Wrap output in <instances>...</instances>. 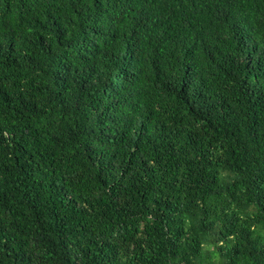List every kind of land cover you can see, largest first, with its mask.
<instances>
[{
  "label": "trees",
  "instance_id": "obj_1",
  "mask_svg": "<svg viewBox=\"0 0 264 264\" xmlns=\"http://www.w3.org/2000/svg\"><path fill=\"white\" fill-rule=\"evenodd\" d=\"M0 264H264V0H0Z\"/></svg>",
  "mask_w": 264,
  "mask_h": 264
}]
</instances>
